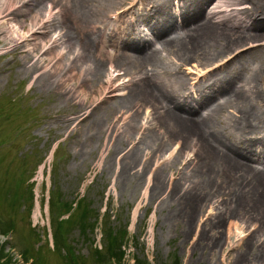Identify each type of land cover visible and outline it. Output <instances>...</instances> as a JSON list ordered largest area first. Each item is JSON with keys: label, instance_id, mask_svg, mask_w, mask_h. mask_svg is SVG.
Segmentation results:
<instances>
[{"label": "rangeland", "instance_id": "1", "mask_svg": "<svg viewBox=\"0 0 264 264\" xmlns=\"http://www.w3.org/2000/svg\"><path fill=\"white\" fill-rule=\"evenodd\" d=\"M135 1L133 10H139ZM173 1L168 6L175 13ZM116 7L121 10L123 4ZM105 10L101 13L119 26L114 12ZM25 19L29 24L28 15ZM70 19L71 12L65 21L80 31V22ZM139 23L141 32L133 34L128 28L127 37L150 36ZM14 47L0 38V264H263L256 257L264 252L262 210L235 205L227 189L201 194L194 205L187 202L183 192L195 183L191 174L204 156L198 157L197 147L187 155L191 144L179 140L158 112L151 119L149 103L137 111L127 109L123 119L126 109L118 99L129 85L103 94L100 85L110 77L108 65L102 75L88 80L82 74L79 78L78 65L68 82L70 90L66 83L53 81L55 76L35 82ZM211 51L208 57L198 50L187 62L208 72L204 86L213 81V71L237 70L243 62L241 75L248 63L263 68L264 39ZM171 56L161 58L177 70ZM180 69L188 78L197 71L193 66L188 72L187 65ZM118 72L110 77L114 87L128 82L129 76ZM187 77L188 87L195 88L196 81ZM157 79L171 87L167 77ZM255 83L245 88L257 91L264 119V79ZM191 88L188 99L195 102L203 91ZM75 89L83 101L74 96ZM241 111L239 106L224 107L215 129L234 138ZM132 151L136 161L126 165ZM85 212L93 227L80 217ZM110 234L118 236L120 248L110 243Z\"/></svg>", "mask_w": 264, "mask_h": 264}, {"label": "bare ground", "instance_id": "2", "mask_svg": "<svg viewBox=\"0 0 264 264\" xmlns=\"http://www.w3.org/2000/svg\"><path fill=\"white\" fill-rule=\"evenodd\" d=\"M138 1L139 10H133L137 4L134 0L129 5H124L126 0H0V38L6 46L15 45L13 52L22 55L23 69L35 82L55 76L53 81L64 82L72 90L68 82L75 78L78 65L81 70L77 74L85 80L102 75L107 65L110 77L114 73L118 77V70H122L129 76L128 82L114 87L109 77L100 86L105 94L129 85L127 94L118 99L126 109L123 119L128 110L137 111L149 103L151 119L155 120L158 112L162 123L168 124L179 140L191 144L187 155L197 147L198 157L204 156L191 174L195 183L183 192L185 200L194 205L201 194H220L227 189L236 198L235 205L260 208L264 217L263 110L256 103L257 91L250 93L245 88L264 79V64L262 69H254L248 63L244 75L241 72L246 62L237 70L213 71V81L206 86L203 78L208 72L187 64L198 50L209 57L214 47L220 50L264 39V0H218L211 10L208 8L213 0H176L175 13L168 6L173 0ZM245 1L250 6L235 7ZM119 4L123 8L116 10ZM230 5L234 6L228 10ZM106 8L114 12L112 17L121 22L119 26L101 13ZM69 12L70 20L80 22V31L65 21ZM221 12L225 16L220 17ZM27 15L29 24L25 23ZM136 22L143 24L144 35L150 36L127 37L128 28L133 34L134 30L136 34L141 32ZM165 53L176 59L177 70L161 58ZM181 65H187L188 72L193 66L197 70L189 76L196 81L195 88L188 87ZM41 69L43 72L36 77ZM161 76L167 77L171 87L157 79ZM190 88L203 91L195 102L188 99ZM73 94L83 101L78 89ZM233 105L242 111L234 124L235 137L229 138L215 129L214 123L224 107ZM135 155L134 151L128 154L126 165L136 161ZM252 160L262 166H254ZM256 257L264 264V252Z\"/></svg>", "mask_w": 264, "mask_h": 264}, {"label": "trees", "instance_id": "3", "mask_svg": "<svg viewBox=\"0 0 264 264\" xmlns=\"http://www.w3.org/2000/svg\"><path fill=\"white\" fill-rule=\"evenodd\" d=\"M78 202V204L77 205H79V201H77ZM69 204V203H68ZM86 216H87V213L85 212L84 214H81L80 215V217L81 218H83V219H86ZM90 219V218H89ZM69 221H71V220H69ZM86 223H87V226H88V228L89 227H93L94 226V224H95V222H91L90 220L88 221V219H86V221H85ZM111 235V234H110ZM118 235V234H117ZM56 239L57 240H55L54 239V244H58V240H59V237H58V235H56ZM67 240L66 239H62V243H63V245L64 246H66V244H67ZM110 243H112V245H113V247H116V246H118L119 248H120V243H119V241H118V236H115L114 234H112L111 236H110ZM69 250H70V248H69ZM68 250V251H69ZM71 261H74L75 263H78V260L77 259H73V260H71Z\"/></svg>", "mask_w": 264, "mask_h": 264}]
</instances>
